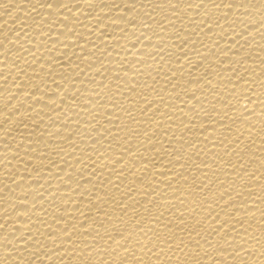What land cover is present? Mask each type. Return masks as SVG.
<instances>
[{
	"label": "bare ground",
	"instance_id": "1",
	"mask_svg": "<svg viewBox=\"0 0 264 264\" xmlns=\"http://www.w3.org/2000/svg\"><path fill=\"white\" fill-rule=\"evenodd\" d=\"M0 264H264V0H0Z\"/></svg>",
	"mask_w": 264,
	"mask_h": 264
}]
</instances>
